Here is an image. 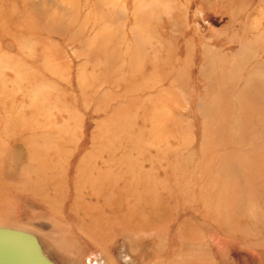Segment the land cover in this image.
Masks as SVG:
<instances>
[{
    "label": "rangeland",
    "instance_id": "1",
    "mask_svg": "<svg viewBox=\"0 0 264 264\" xmlns=\"http://www.w3.org/2000/svg\"><path fill=\"white\" fill-rule=\"evenodd\" d=\"M0 264H264V0H0Z\"/></svg>",
    "mask_w": 264,
    "mask_h": 264
},
{
    "label": "bare ground",
    "instance_id": "2",
    "mask_svg": "<svg viewBox=\"0 0 264 264\" xmlns=\"http://www.w3.org/2000/svg\"><path fill=\"white\" fill-rule=\"evenodd\" d=\"M255 99H256V97H255ZM257 100H259V97H257ZM256 102V101H255Z\"/></svg>",
    "mask_w": 264,
    "mask_h": 264
}]
</instances>
